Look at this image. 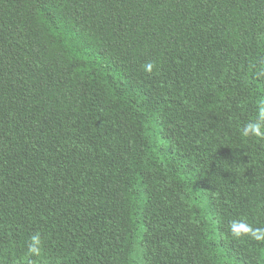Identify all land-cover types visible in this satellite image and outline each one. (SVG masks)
<instances>
[{"label":"trees","instance_id":"1","mask_svg":"<svg viewBox=\"0 0 264 264\" xmlns=\"http://www.w3.org/2000/svg\"><path fill=\"white\" fill-rule=\"evenodd\" d=\"M261 61L264 0H0V264H264Z\"/></svg>","mask_w":264,"mask_h":264},{"label":"clouds","instance_id":"2","mask_svg":"<svg viewBox=\"0 0 264 264\" xmlns=\"http://www.w3.org/2000/svg\"><path fill=\"white\" fill-rule=\"evenodd\" d=\"M255 67V66H253ZM156 68L153 61H148L143 65V70L151 74ZM256 75L264 76V61L256 68ZM241 135L245 138H257L264 140V98L256 102L255 118L249 120L241 128ZM231 235L235 238L250 237L257 242H264V228L253 227L247 220H232L229 224ZM43 253V239L39 232L31 235L28 243V252L24 257V264H36L34 258H38Z\"/></svg>","mask_w":264,"mask_h":264}]
</instances>
